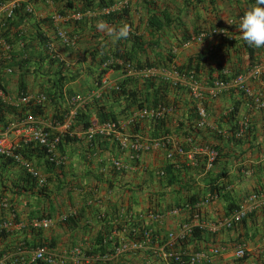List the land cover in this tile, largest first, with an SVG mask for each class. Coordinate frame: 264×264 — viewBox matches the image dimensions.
<instances>
[{"label": "crops", "instance_id": "obj_1", "mask_svg": "<svg viewBox=\"0 0 264 264\" xmlns=\"http://www.w3.org/2000/svg\"><path fill=\"white\" fill-rule=\"evenodd\" d=\"M83 1L7 0L0 7V23L11 6L22 5L31 17L20 20L16 25L22 31L23 49L17 43L11 50L0 45V101L18 108L28 100L36 104L39 96L45 99L39 104L41 113L28 120L24 128L36 126L51 135L53 129L48 126L51 116L61 114L64 109L68 112L75 107L80 109L124 77L145 79L149 75L148 78L160 79L164 75L156 70L146 73L121 69H107L99 75L104 64L99 66V54L91 57L90 51L93 47L100 49V45H105L103 50L107 54V48H112L110 37L96 28L97 21H101L100 17L106 10L82 13L80 18L86 17L85 21L68 19L67 15L73 9H66L65 4L69 2L76 9ZM213 1V4L208 0H123L122 3L127 5L132 33H143L146 18L149 15L160 17L162 13L172 19L180 18L185 28L190 30L193 26L201 30L212 29V33L200 41L192 40L182 48H173L174 65L185 62L192 54H203L209 66L220 57L228 69L231 66L241 69L237 74L254 64L262 72L264 49L252 47L255 63L248 65L246 50L239 48L234 53L229 48L225 52L221 37L213 33L215 28L223 29L229 39L239 44L241 35L237 26L234 23L227 25V21L243 14L254 0ZM60 13L63 17L54 20ZM58 31H65L70 36L67 45L60 42ZM177 31L179 29L172 27L167 31L170 33H165L173 36ZM36 33H42L48 39L49 51H44L35 40ZM15 50L26 54H12ZM44 54L48 58L53 57L54 61L49 63L47 58L40 61L38 56ZM60 77L61 81L56 86ZM248 86L251 91L264 89V83L258 78L250 79ZM47 92H54L52 101L45 98ZM200 92L202 99L194 101L195 108L200 110L204 105L205 119L201 134L194 140L181 135L187 124L186 114L194 105L188 94H175L177 108H169L165 114L166 140L169 145L178 144L183 154L167 157L169 149L160 146L140 149L135 160L134 153L118 149L110 138L97 136L91 142L83 137L81 131L74 129V140L61 141L55 151V166L45 163V158L38 156L36 148L26 150L42 180L41 185L34 183L32 186L21 181L24 172L16 164H8L0 158V222L8 223L4 237L0 238V257L10 256L12 260L17 244L22 242L21 245L27 249L45 245L52 249L54 255L65 258L63 264H75L64 256L65 253L74 248L80 249L82 254L93 252L104 229L118 227L127 232V222L132 219L136 227L148 230L152 238L139 250L108 260L110 264H171L163 258V252L187 256L211 248H217L218 254L202 264H264V198H248L252 192L264 190V106L255 108L249 105L248 100L233 87L217 90L201 85ZM81 100L86 101L82 106ZM233 105L237 106L235 121L239 123L245 119L249 130L237 138L239 142L236 144L229 146L222 142L224 150L225 145L228 147L226 156L205 169V156L198 149H206L205 145L217 142L204 127L227 129L223 116ZM129 115H119L117 120L123 125ZM89 116L92 118L93 115ZM20 123L12 113H6L5 124H0V133L4 134L6 143L14 145L23 140L25 130ZM151 124L141 121L133 129L124 125L123 131L145 142L162 136L154 135L148 139L153 129ZM113 161L119 162L124 169H114ZM165 169H169L168 177L173 176L174 180L168 179ZM221 172L225 174L223 185L234 204L243 211L241 220L230 228L215 226L228 216L225 203L219 198H210L206 203L197 200L194 209L198 210L201 225L195 227L198 235L188 238L192 230L183 233L180 228L184 224L197 223L192 221L193 213L190 215L186 198L200 196L206 182ZM44 210L48 212L50 225L45 229L30 228L29 221L38 218ZM149 211L153 213L149 214ZM125 233L111 231L109 246L113 242H126ZM237 247L244 250L241 259L234 257Z\"/></svg>", "mask_w": 264, "mask_h": 264}, {"label": "trees", "instance_id": "obj_2", "mask_svg": "<svg viewBox=\"0 0 264 264\" xmlns=\"http://www.w3.org/2000/svg\"><path fill=\"white\" fill-rule=\"evenodd\" d=\"M7 0H0V6L3 5ZM149 1V0H148ZM196 2H201L202 0H195ZM213 4V0H208ZM117 2V0H84L80 3V5L75 9L70 6V3L67 2L65 4L66 9L70 8L73 9L70 12L72 13H85V12H98L102 8L106 6H110ZM186 2V0H185ZM148 3V2H147ZM21 6V7H20ZM14 6L12 9V14L9 17H4L3 21L0 23V40L1 46H6L7 50H11L10 48L13 44H21L22 42V31L21 28L16 26L18 22L22 19H29V13L24 11L23 6ZM23 10V11H21ZM127 8H122L121 11H111L106 15H101V19L107 22L110 25H113L117 28L121 26V22L125 20L128 24L129 18L127 13ZM61 14V13H60ZM65 14V13H63ZM87 18H80L79 21H85ZM46 20V19H44ZM15 21V23H14ZM183 21L178 18H170L166 13H162V16L158 17L155 15H149L146 18V28L145 31L141 34L137 33H130L127 40H120L118 42H111L112 48L108 49L106 54L105 50H103L104 46L100 45V49L93 47V50L90 51L91 57L94 54H99L98 64H104L103 69L99 72L103 74L107 69L112 70H124V71H143L148 70L151 68H161L163 70H174L179 75L186 78V80H191L193 82L200 83V85L206 87H213L215 82L222 83V84H230L235 74L238 73L237 66L236 68H227L222 64V59L218 57L217 60L212 61V65L205 61L203 54H192L190 55L187 60L181 64L174 65L173 63V48L178 49L182 48L189 42H191L194 38L198 37L199 35H208L212 33V29H198V27L193 26V28L187 29L185 28ZM233 26V25H232ZM179 29L175 35H168L167 32L170 28ZM182 27L183 29H180ZM136 29V28H133ZM220 29V28H218ZM56 29L54 28V31ZM56 32V31H55ZM54 32V34H55ZM167 32V33H165ZM167 37V38H166ZM169 37V38H168ZM221 42L225 47V52L228 51L229 48L235 53L238 49H244L247 52V60L248 65L255 63L253 61V49L252 47L248 46L247 43L241 39L239 44L237 42L229 39L226 36H220ZM172 39V41H171ZM35 40H37L41 45L44 51H49V41L48 39L44 38L42 33L35 34ZM160 42V43H158ZM161 44L163 48L161 47ZM160 45V47H159ZM170 45V46H169ZM156 49V50H154ZM264 49V48H262ZM9 53V52H8ZM12 54L15 55H25V53L16 51ZM47 54V53H46ZM28 56V52H27ZM14 57V56H13ZM40 61L47 58L49 63L54 61L53 57H47V55H39L38 56ZM25 58V56L23 57ZM118 62V63H117ZM261 81L264 82V73L260 77ZM61 81V77L57 79L56 86L58 82ZM99 83H97L98 86ZM186 93L183 87L179 86L178 84H172L169 81H166L162 78H148L145 79H138L132 76L124 77L123 79L117 81L115 85L110 89L102 90L100 95L97 98L92 99V102L89 104L83 105L80 109L75 110V115L72 119V125L70 127L71 131H84L88 127H93L95 125L108 122V121H116L117 116L119 115H127L131 114L134 111L140 109H151L157 106H165L168 108H177V101L178 98L175 94ZM54 92H47L45 98L47 100L52 101V95ZM193 101V100H192ZM194 105L191 106L186 114V127L185 130L181 133L183 138L188 139L190 141L194 140L197 135L201 134L202 125H199V116L197 115V110L195 108V102L193 101ZM94 104V105H92ZM116 109H115V108ZM117 108H119L117 110ZM42 107L40 105H33L32 103L25 104L23 107H11L9 105H5L2 101H0V124L4 125L6 121V113L10 112L13 114L14 119L17 122H26L29 118H36L41 113ZM203 110H205L203 105ZM93 115L92 118L89 115ZM237 114V106L233 105L229 108V110L224 114L223 122L227 125V129L219 130V128H209L204 127L206 132H210L212 137L217 142L213 145H205V147L214 149L216 151V157L213 160V164L219 161L222 157H225V151L227 152L228 147L227 145L236 144L238 141L237 138L234 137V131L237 127L235 121V116ZM68 111L66 109L63 110L61 114H55L50 118V124H59L64 121L67 117ZM126 117V116H124ZM201 119V118H200ZM165 116L159 118L151 123L153 126L152 133L149 135L148 139L153 138L154 135H162L168 133V130L164 126ZM178 126H180L178 124ZM183 126V124H181ZM236 126V127H235ZM136 128V125L133 127ZM132 128V129H133ZM221 131L224 132L222 135ZM158 133V134H157ZM74 137H69L68 135H63L60 141L56 145V150H58L60 142H70L73 141ZM94 139L91 140V142ZM222 142H225L227 145L225 150L221 145ZM30 148H36L38 156L46 157L43 151V148L38 146L35 143L29 142L26 145H22L21 149H18V152L22 155V157L30 162L26 154V150ZM227 149V150H226ZM1 159L6 161V163L14 164L13 161L7 157L0 156ZM205 159V157H203ZM45 163H47L50 167L53 165L52 162H49L46 158L44 159ZM32 163V162H31ZM35 166V165H34ZM205 167V166H204ZM35 168H37L35 166ZM203 168V167H202ZM169 169H165V174L168 177ZM172 176V175H171ZM225 178V174L218 173L214 178L209 179L204 188V193L200 196H188L186 198L185 204H187L190 210V215L193 213L198 214V210L194 209V204L197 202H203L209 200L210 198H219L225 203V212L231 213L238 209V205L234 204L232 197L226 190V187L223 185V179ZM168 179L174 180L169 176ZM21 181L25 184H30L31 186L34 185L35 179L31 178L26 173L23 174ZM16 187L23 188L21 185H17ZM42 191V190H41ZM42 210H40L41 212ZM149 214H152L153 211H149ZM41 215L38 218L34 219H41V217L49 218L48 212L43 211L40 213ZM128 225V232L125 236L129 237L132 241H137L142 232H144V228L136 227V223L129 219L127 222ZM121 228L118 227H110L104 229L100 235L98 240L95 243V248L93 252L86 253L91 255L92 257H99L105 255L107 253H111L113 248L117 245V242L110 244L109 234L111 231H119ZM131 229L135 230L136 234L135 237L131 235ZM197 228L192 229V233L188 235V238L196 237L198 235ZM5 235L4 230L0 231V238H3ZM187 238V237H186ZM22 244V242H19ZM17 244V245H19ZM239 244V243H238ZM38 246H42V244H38ZM25 247V246H24ZM1 253V252H0ZM2 254H0L1 256ZM184 259V255H180ZM244 256V255H243ZM243 256L241 258H243ZM240 258V259H241ZM16 262L14 257L12 258ZM171 264H176L173 262L172 259H168ZM9 261H6V264ZM20 264V263H18ZM33 264V263H32ZM40 264V263H34ZM92 264H110L107 260H99L96 259Z\"/></svg>", "mask_w": 264, "mask_h": 264}, {"label": "built area", "instance_id": "obj_3", "mask_svg": "<svg viewBox=\"0 0 264 264\" xmlns=\"http://www.w3.org/2000/svg\"><path fill=\"white\" fill-rule=\"evenodd\" d=\"M2 6V5H1ZM0 6V7H1ZM13 6L8 8L6 12V17L11 16L12 14ZM114 9V7L107 9L106 13L110 10ZM242 15L237 16L234 20L229 19L228 24H237L238 26L239 19ZM81 17L78 13H73L67 18H71L73 20H77ZM60 17L57 16L54 18V20H58ZM218 35H224L225 30L220 29L218 32H216ZM58 38L60 42L63 45H67L70 41L69 36L66 34L65 31H58ZM203 38V35H199L195 39L197 41H200ZM241 38V36L239 37ZM242 39V38H241ZM264 71V67H263ZM262 71V72H263ZM146 73L151 72V70L145 71ZM261 70L258 66H253L250 69H248L244 74L237 75L233 80L232 83L229 85L222 84L215 82L213 84L212 88L220 89V88H226V87H234L238 89L241 93H243L250 102L249 105L255 107V108H262L264 106V89L262 90H255L251 91L247 85V82L252 78H257L261 73ZM146 77H149L147 75ZM164 78H172L171 80L184 83L185 78L183 76H178L176 73H172L171 76L168 74L163 75ZM187 87L189 89V92L191 96L195 99L199 98V92L200 87L195 82H187ZM2 97V92L0 90V98ZM43 96H39L36 99V104L39 105L42 101H44ZM86 101L81 100L80 105L82 106L85 104ZM26 104L32 103V101L28 100L25 101ZM33 104V103H32ZM79 105V106H80ZM79 107L73 108L71 111L68 112L67 117L65 118V121L60 125L51 126L52 133L51 135L39 127H31V128H24V125H26L28 120H31L32 118L27 119L26 122H21V126H23V129L25 130V136L23 137V140L19 143H16L14 145L8 144L5 141V137L3 133H0V156L7 157L13 161L16 165L21 167L23 171L29 175L31 178L35 179V182L37 185L42 184V180L40 179L39 172L37 169L26 159L22 157V155L18 152V149H21L22 145H26L29 142L35 143L38 146L43 148L45 158L52 163L56 162L55 159V151H56V144L59 142V139L62 135H68L73 136V133L69 130L71 120L73 119L75 115V110ZM167 112L166 107L164 106H157L155 108L151 109H141L137 112H134L130 118L127 120V122H133L134 120H155L160 118L162 115H164ZM200 117H203V113L201 110L198 111ZM121 123L117 121H108L104 122L98 125H95L93 127H88L82 135L85 139L90 140L95 136H101L110 138L113 141L116 142V145L119 149H129L131 151H138L140 149H152L157 148L160 146L163 147H170L167 157H170L171 154H183L182 148L178 144H170L166 139H157L153 140L148 144H139L136 139H129L127 135L124 134L121 128ZM249 128V123L242 119L239 123L237 122V130L234 133V137L238 138L243 133H245ZM224 132H222V135ZM198 152L202 153L205 156V169H209L212 166L213 160L216 157V151L214 149L206 148V149H198ZM133 159H137V155H133ZM113 167L116 170L124 169V166L121 165L119 162L114 161L112 163ZM249 199H256V198H264V192L259 193H253L249 197ZM206 201H203V203H206ZM3 206L4 203H1ZM243 211L241 209H237L235 211H232L225 219L215 223V226H222L225 228L232 227L235 223H238L241 219ZM192 221H195L197 224H184L180 229L183 233L190 232L193 228L196 226H200L201 223L199 222V216L198 214H194L192 216ZM30 228L37 230V229H45L50 225V218H41V219H32L29 221ZM8 226V223L6 222H0V231L5 230ZM131 235L135 237V230L131 229ZM122 235L126 232L124 229H120L118 231ZM128 232V231H127ZM126 232V233H127ZM125 233V234H126ZM125 236V235H124ZM171 234H169V237ZM110 239V236L108 237ZM126 242H118V244L113 248L111 253H107L105 255L99 256V257H87L84 254L81 253L80 249L74 248L65 253V257L69 258L73 263L75 264H87V263H93L96 259L99 260H110L115 257H118L119 255L129 253V252H135L142 248L146 242H148L152 235L148 230H144V232L141 233L139 239L137 241H132L129 237L125 236ZM218 254L217 248H211L207 251H201L197 253H193L191 255L186 256L184 259L179 254L174 252H163L162 256L164 259H172L174 263L176 264H202L204 262H207L209 260V257L215 256ZM244 255V250L242 247H237L234 250V257L236 259H240ZM10 256L3 255L0 257V264H6V261H9V264H34V263H40V264H63L64 259L63 257H59L54 255L51 248L42 245L37 246L35 248H29L23 247L21 244L17 245L15 250L14 258L18 260L17 262L15 260H10ZM66 258V259H67ZM8 264V263H7Z\"/></svg>", "mask_w": 264, "mask_h": 264}, {"label": "clouds", "instance_id": "obj_4", "mask_svg": "<svg viewBox=\"0 0 264 264\" xmlns=\"http://www.w3.org/2000/svg\"><path fill=\"white\" fill-rule=\"evenodd\" d=\"M122 1L123 0H117V2H115L114 4H112V5H110V6H106V7H104V8H102L101 10H107V9H110V8H112V7H114V9H112V10H110V11H108L107 13H104V15H106V14H108L109 12H111V11H121L122 10V8H124L125 6H127V5H124V3H122ZM71 14H73L72 12H70L67 16H69V15H71ZM80 15H82V13L80 14ZM242 16L240 17V19H239V23H238V26H237V29H238V31H239V33H240V35H241V38L247 43V45L248 46H250V47H254V48H256V49H260V48H264V0H254V3H252V5L249 7V8H247L245 11H244V13L243 14H241ZM58 16L59 17H63L61 14H58ZM239 16V15H238ZM227 25H229L228 23H227ZM234 25H237V24H235L234 23ZM96 28H97V30L98 31H100V32H102V33H105L108 37H110V39L112 40V42H118V41H120V40H127L128 39V37H129V35H130V33H131V31H132V28H131V25L130 24H128L127 22H122L121 23V26L119 27V28H117V27H115V26H113V25H109L107 22H105V21H103V20H101V21H97V24H96ZM218 30H220V29H216L215 28V30L213 31V33H215V34H217L216 32H218ZM67 34V33H66ZM68 35V34H67ZM218 35V34H217ZM227 34L225 33L224 35H219V36H226ZM69 36V35H68ZM204 36L205 35H203V38H204ZM70 37V36H69ZM227 37V36H226ZM202 38V39H203ZM241 38H239V40H241ZM193 40H196L195 38L193 39ZM232 40V39H231ZM0 43H1V40H0ZM253 66H256V64H254ZM253 66H250L249 68H247L244 72H242V73H239V74H236L234 77H233V79L237 76V75H241V74H244L248 69H250L251 67H253ZM148 70H156V71H160V72H162L163 74H168L169 76H171V74L174 72V73H176L174 70H172V69H170V70H163V69H157V68H151V69H148ZM148 70H143V71H148ZM264 73V71L257 77L258 78V80L259 81H261V79H260V77H261V75ZM178 76H181V75H179L178 73H176ZM162 79H164V80H166V81H169V82H171L172 84H174V83H176V84H178L179 86H181V87H183L184 88V90H186V94H188L189 95V97L191 98V100H193V101H197V100H201L202 98H201V92H199V98H197V99H195V98H193L192 96H191V94H190V92H189V89H188V87H187V82H193V81H191V80H186V78H185V82L184 83H179V82H176V81H173V80H171L172 78H164V77H161ZM232 79V80H233ZM195 83H197V82H195ZM231 83H232V81H231ZM230 83V84H231ZM261 83H262V81H261ZM264 83V82H263ZM198 85H199V87H200V90H201V85H200V83H197ZM229 84V85H230ZM228 85V84H227ZM247 85H248V82H247ZM229 87V86H228ZM249 87V86H248ZM210 88H212V87H210ZM234 88V87H233ZM234 89H236V88H234ZM250 89V88H249ZM241 95H242V97L244 98V99H247L248 100V98L243 94V93H241L238 89H236ZM251 90V89H250ZM44 97V96H43ZM248 103L250 104V102L248 101ZM165 107V106H164ZM144 109H147V108H144ZM166 109H167V112H168V107H166ZM141 110V109H140ZM196 110H197V112L199 111L197 108H196ZM201 111H202V113H203V117H200V115H199V113H197V115L201 118H199V125H204V119H205V113H204V110L203 109H200ZM137 111H139V110H137ZM137 111H134V112H137ZM133 112V113H134ZM166 112V113H167ZM133 113H131L130 115H129V117H127L126 118V122H124V124L122 125V123L121 122H119L118 120H116L117 122H119V123H121V128H122V131H123V126L124 125H127V126H130V128H133L135 125H137V124H139L141 121H149V122H153V121H155V120H157V119H155V120H146V119H143V120H134L133 122H127V120L130 118V116L133 114ZM165 113V114H166ZM165 114L164 115H162L160 118H162L163 116H165ZM33 119V118H32ZM159 119V118H158ZM64 121H65V119H64ZM63 121V122H64ZM22 122V121H21ZM62 122V123H63ZM23 123V122H22ZM62 123H59V124H55V125H60V124H62ZM55 125H53V124H50L49 123V125L48 126H55ZM71 125H72V120H71V124H70V127H71ZM236 125H237V122H236ZM70 127H69V130L71 131V129H70ZM236 127V126H235ZM87 129V128H86ZM85 129V130H86ZM44 130V129H43ZM84 130V131H85ZM237 130V127L235 128V131ZM248 130H249V128H248ZM248 130L246 131V132H248ZM84 131H81V133H83ZM235 131H234V133H235ZM72 133H73V136H69V137H74L75 136V132L74 131H71ZM77 132H79V131H77ZM124 132V134L125 135H127L128 136V138L129 139H136L137 141H138V143L139 144H141V145H143V144H148V143H150L151 141H153V140H157V139H166V135H164V136H160V137H158V138H155V139H152V140H149V141H141V140H139V139H137L136 138V136H129L128 134H126V132L125 131H123ZM223 131H221V133H222ZM245 132V133H246ZM244 134V133H243ZM242 134V135H243ZM241 135V136H242ZM63 136V135H62ZM61 136V137H62ZM240 136V137H241ZM61 137H60V139H61ZM84 137V136H83ZM95 137H97V136H95ZM95 137H93L92 139H94ZM99 137H101V136H99ZM240 137H238V138H240ZM106 138V137H105ZM60 139H59V141H60ZM92 139H90V140H88V141H91ZM87 140V139H86ZM112 140V139H111ZM113 141V140H112ZM115 144H116V142L115 141H113ZM57 145V144H56ZM117 146V145H116ZM118 148V147H117ZM119 149V148H118ZM167 149H170V147L168 146L167 147ZM120 150H128L129 152H132V153H134L135 155H139V153H138V151H136V152H134V151H131V150H129V149H120ZM133 154V155H134ZM138 158V157H137ZM136 160V159H135ZM114 162V161H113ZM112 162V163H113ZM117 162V161H116ZM31 163V162H30ZM15 164V163H14ZM32 164V163H31ZM33 165V164H32ZM18 166V165H17ZM34 166V165H33ZM113 166V165H112ZM19 167V166H18ZM35 167V166H34ZM22 171H23V169L21 168V167H19ZM114 168V167H113ZM37 169V168H36ZM115 169V168H114ZM121 170H123V169H121ZM24 172V171H23ZM25 173V172H24ZM34 183H36V182H34ZM264 192V190H259V191H254V192H252L251 194H253V193H259V194H261V193H263ZM250 194V195H251ZM209 200H207V202H208ZM239 209V208H238ZM230 213H228V215H229ZM241 220V219H240ZM236 224V223H235ZM234 224V225H235ZM177 254H179V255H182L181 253H177ZM85 256H87V257H90L91 255H86V254H84ZM188 256V255H187ZM186 257V255H184V258ZM90 264H92V262L90 263Z\"/></svg>", "mask_w": 264, "mask_h": 264}, {"label": "rangeland", "instance_id": "obj_5", "mask_svg": "<svg viewBox=\"0 0 264 264\" xmlns=\"http://www.w3.org/2000/svg\"><path fill=\"white\" fill-rule=\"evenodd\" d=\"M228 22V21H227Z\"/></svg>", "mask_w": 264, "mask_h": 264}]
</instances>
